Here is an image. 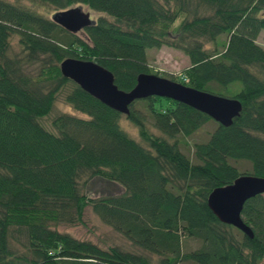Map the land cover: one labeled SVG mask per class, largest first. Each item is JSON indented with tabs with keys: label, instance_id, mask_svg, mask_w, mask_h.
Segmentation results:
<instances>
[{
	"label": "trees",
	"instance_id": "16d2710c",
	"mask_svg": "<svg viewBox=\"0 0 264 264\" xmlns=\"http://www.w3.org/2000/svg\"><path fill=\"white\" fill-rule=\"evenodd\" d=\"M26 1L103 14L79 36L53 22L52 12L0 0V264H261L264 193L240 209L251 237L219 221L206 197L238 174L264 175V48L255 41L264 0ZM161 45L189 59L168 78L241 103L229 125L213 120L206 138L191 144L193 160L179 136L212 121L208 115L168 97L135 99L124 116L140 142L119 125L122 113L58 67L65 57L91 59L129 90L139 72H151L146 49ZM61 91L79 113L60 112L46 127L39 118ZM243 160L249 167L239 169ZM93 177L120 190L89 198L80 185ZM86 204L133 249L102 248L55 227L82 222ZM183 238L197 245L186 248Z\"/></svg>",
	"mask_w": 264,
	"mask_h": 264
},
{
	"label": "water",
	"instance_id": "95a60500",
	"mask_svg": "<svg viewBox=\"0 0 264 264\" xmlns=\"http://www.w3.org/2000/svg\"><path fill=\"white\" fill-rule=\"evenodd\" d=\"M50 18L71 33H76L93 22L88 11L83 10L80 5L54 11ZM58 67L62 76L71 79L88 94L123 114L128 112L132 101L150 95L182 102L224 126L229 125L241 109V103L236 97L200 90L151 72H139L134 85L129 90H122L113 82L112 73L94 60L65 57L59 61ZM257 193H264V175L241 173L230 183L213 187L207 194L206 204L219 221L230 224L251 237V229L241 219L240 209L246 198Z\"/></svg>",
	"mask_w": 264,
	"mask_h": 264
},
{
	"label": "rangeland",
	"instance_id": "374dc122",
	"mask_svg": "<svg viewBox=\"0 0 264 264\" xmlns=\"http://www.w3.org/2000/svg\"><path fill=\"white\" fill-rule=\"evenodd\" d=\"M11 1L25 2L27 5L34 7L36 10L47 15L48 17L50 13L54 10L49 6L41 5L38 3H29L26 0ZM81 7L83 10H88L90 18H95L97 15L103 14L100 12L92 11L88 9L86 5L83 4ZM77 35L82 36V32L77 31ZM255 41L257 44L264 48L263 29L258 32ZM9 45L10 46L8 52H10V54L19 52V46L16 42V37L14 35L9 38ZM146 58L151 72L165 77H177L182 72V69L188 66L189 64L188 57L182 51L177 48L170 47L168 45H161L159 47H148L146 49ZM32 67L34 68V65ZM33 72H36V70L34 69ZM135 105L138 109H142V111L145 112V109L144 107H142L141 103L137 102ZM60 112L79 113L78 111H75L70 106V104L64 100L63 91L57 94L56 98L52 103V107L49 113L43 116L42 118H39V120L44 126L50 128L51 118ZM119 125L127 132V134H129L134 139L140 141L135 126L124 116V114H120ZM213 126V119L212 121L208 120L191 135L179 136V148L193 160L191 144L193 142H199L204 140L207 134L212 130ZM153 132L156 133L154 129ZM236 165L239 169H245L249 167V163L244 160L238 162ZM118 190H120L119 185L113 182H107L99 177L90 178L80 185V191L89 198L104 195L107 192H116ZM81 220L82 222L80 223L76 222L72 225L57 224L55 227L60 231L68 232L70 235L76 238L88 239L102 248L114 245L119 246L120 248H123L125 250L133 249V246L130 244V242L120 232L116 231L110 225L103 222L98 217V215L93 212L90 204H86L84 206ZM183 239L186 243V248H192L197 245V241L192 238ZM178 264L193 263L190 261H185L179 262ZM261 264H264V258L261 260Z\"/></svg>",
	"mask_w": 264,
	"mask_h": 264
},
{
	"label": "bare ground",
	"instance_id": "6f19581e",
	"mask_svg": "<svg viewBox=\"0 0 264 264\" xmlns=\"http://www.w3.org/2000/svg\"><path fill=\"white\" fill-rule=\"evenodd\" d=\"M81 6V5H80ZM82 8V7H81ZM71 80V79H70Z\"/></svg>",
	"mask_w": 264,
	"mask_h": 264
}]
</instances>
